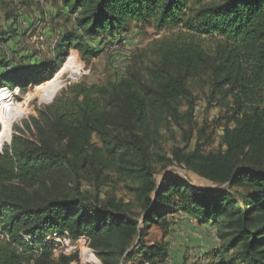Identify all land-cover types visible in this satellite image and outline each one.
I'll use <instances>...</instances> for the list:
<instances>
[{"label":"trees","instance_id":"obj_1","mask_svg":"<svg viewBox=\"0 0 264 264\" xmlns=\"http://www.w3.org/2000/svg\"><path fill=\"white\" fill-rule=\"evenodd\" d=\"M63 3L71 11L81 12L77 22L83 34L67 32L59 40L58 61L24 71L16 68L9 73L3 71L2 84L23 89L42 85L59 71L69 48L85 58H93L97 51L85 38L128 30L133 22L153 21L160 30L180 27L186 33L169 46L159 68L151 69L152 83L136 72L119 84L78 82L55 97L52 104L40 108L37 115H31L26 128L33 127L35 137L16 135L12 145L6 146L11 138L10 126L5 150L0 155V230L4 234L0 237V264H28L33 251H42L47 256L39 264L73 263L68 255H62L60 262L53 260L51 243L26 242L20 233L27 228H31L34 236L53 232H68L74 238L88 236L94 249L106 258V264H119L131 252L129 248L143 235L144 227L138 219L121 211V203L96 205L77 197L39 195L16 183L37 179L42 173H51L54 182L58 168L71 169L76 175L72 190L79 193V171L87 163L84 156L93 145L90 142L94 134L99 135L122 172L140 179L135 190L147 209L156 213L165 191L181 195L185 201L197 203L200 207L197 211L203 210L205 218L226 217L225 228L233 235L229 247L242 244L239 252L242 264H260L264 255V249H259L264 244V0H63ZM215 35L220 38L218 61L209 59L201 45L202 37ZM203 70L211 72L212 98L218 97L224 88V97H231L223 103L229 106L223 147L202 153L198 140L193 151L174 148L172 161L184 163L223 188L209 191L182 183L193 191L189 193L178 189V178L168 182L164 179L165 185L160 187L153 156L136 125L145 123L154 110L166 113L178 123L184 117L190 122L195 100L187 80L199 76ZM182 100L188 107L185 113L180 110ZM3 135L2 124L0 139ZM60 142L64 145H58ZM234 187L240 190L232 191Z\"/></svg>","mask_w":264,"mask_h":264},{"label":"rangeland","instance_id":"obj_2","mask_svg":"<svg viewBox=\"0 0 264 264\" xmlns=\"http://www.w3.org/2000/svg\"><path fill=\"white\" fill-rule=\"evenodd\" d=\"M80 15V11L74 12L65 6L63 0H0V75L15 68L24 71L48 64L51 60L58 61L56 48L59 40L67 32L78 36L83 34L77 22ZM184 31L180 27L160 30L153 21L148 24L133 22L128 30L105 33L99 38H85L87 44L97 51V56L93 58H85L76 49L69 48V54L59 71L42 85H30L23 89L17 85L6 86L0 80V99L7 88V93L12 96L11 102L18 105L11 123V138L6 146L12 145L16 135L35 137L36 130L26 128L31 115H37L40 108L52 104L55 97L70 85L78 82L119 84L134 72L147 83H152L151 69L159 68L169 46L185 34ZM219 42L217 35L201 38L206 56L212 61L219 60ZM210 73L203 70L199 76L187 80L195 100L190 122L184 117L178 123L166 113L154 110L145 123L136 125L139 133L145 136L153 156L152 165L157 169L160 187H164V179L168 182L174 178L179 179L178 189L189 193L193 191L182 183L209 191L222 187L184 163L172 161L174 148L190 152L196 148L198 140L202 143V153L215 152L223 147L229 110L228 104L224 106L223 103L230 101L231 97H224L226 88L217 94L218 97H211ZM185 102H180L183 113L188 110ZM8 106L10 108V105H5V109L0 108V130L2 124L4 126L0 155L5 150L11 126L5 129ZM90 143L93 145L84 156L87 163L78 175L79 193L72 190L76 175L71 169L58 168L53 175L54 182L51 173H42L37 179L28 178L16 183L25 185L31 193L39 195L77 197L85 203L96 205L109 201L121 203V211L138 219L144 233L135 239L129 248L131 252L119 264H242L239 252L243 245L229 247L233 235L225 228L226 217L205 218L203 210L200 213L197 211L200 208L197 203L187 202L181 195L174 196L170 191L162 193L157 212L153 213L152 209H147L146 202L137 196L135 189L140 185V179L119 169L118 161L108 155L99 135H92ZM58 145L63 146L64 142ZM237 190L240 189H232ZM20 235L31 244L40 240L53 244L52 259L56 262H60L62 255H68L72 264H106V258H102L94 249L88 236L74 238L68 232L34 236L31 228ZM0 237H4L1 230ZM259 249H264V244ZM46 259L42 251H33L27 262L39 264ZM260 264H264V255Z\"/></svg>","mask_w":264,"mask_h":264},{"label":"bare ground","instance_id":"obj_3","mask_svg":"<svg viewBox=\"0 0 264 264\" xmlns=\"http://www.w3.org/2000/svg\"><path fill=\"white\" fill-rule=\"evenodd\" d=\"M8 89L5 88V91H3V98L0 99V108L4 107L5 105H10V108L8 106V112L6 114V122H5V129H8L9 126L11 125L12 121H13V117L15 116L16 112H17V104L13 101H12V96L9 95L7 93ZM8 101V102H7ZM5 109V107H4ZM0 147H1V142H0Z\"/></svg>","mask_w":264,"mask_h":264}]
</instances>
